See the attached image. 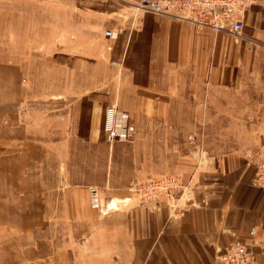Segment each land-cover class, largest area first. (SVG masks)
I'll return each mask as SVG.
<instances>
[{
  "label": "crops",
  "instance_id": "0c3cea01",
  "mask_svg": "<svg viewBox=\"0 0 264 264\" xmlns=\"http://www.w3.org/2000/svg\"><path fill=\"white\" fill-rule=\"evenodd\" d=\"M247 2L238 36L155 11L140 12L113 34L110 55L129 73L123 84L137 130L195 128L183 137L187 153L177 154L173 138L169 159L179 162L175 174L189 183L173 199L139 203L129 193L136 173L121 174L115 165L127 155L128 167L136 164L140 142L101 140L102 94L86 96L77 120L84 142L72 146L70 157L91 162L105 151L110 164L99 205L91 201L98 182L68 177L64 151L49 156L20 123L17 102L0 101V264H219L220 253L235 242L264 264V188L256 184L254 166L264 147V0ZM178 113H190L193 122L175 120ZM196 123L203 127L200 149L190 145ZM163 144L159 139L160 164ZM125 148L133 150L125 154ZM60 216L67 218L64 240H44L47 223ZM12 240L17 244L4 246Z\"/></svg>",
  "mask_w": 264,
  "mask_h": 264
},
{
  "label": "rangeland",
  "instance_id": "374dc122",
  "mask_svg": "<svg viewBox=\"0 0 264 264\" xmlns=\"http://www.w3.org/2000/svg\"><path fill=\"white\" fill-rule=\"evenodd\" d=\"M146 1L0 0V101L17 102L14 111L20 123L25 121L32 138L41 141L49 156L56 157L64 151L62 158H66L65 173H68V177L72 180L80 178L84 183L90 179L93 183L95 180L98 182L95 183L100 188L96 205L101 201V192L107 189L102 186L105 185L106 168L110 164L105 151L101 149L96 152V161L78 158L74 161L70 158L72 146L77 147L84 142L77 136V120L85 111L88 94H102L107 107L115 106L119 113L124 112L126 127L131 128V131L129 136H118L114 143L120 141L130 146L136 145V141L140 142L141 146L138 143L136 147L142 153L136 154V164L129 168L127 155L125 160L116 161L118 165H115V171L121 174L136 173L137 178L131 179L127 188L139 203L160 198L166 201L173 199L176 190L169 197L145 198V183L152 179L178 176L181 187L177 190L181 191V195L189 184L175 174L179 162L172 163L169 158L173 156V138L179 143L177 154L180 156L181 152L187 153L188 146L183 137L195 128L175 129L173 133L166 130L152 131L151 126L143 132L137 130L134 117L127 112L133 105V99L123 84L128 80L129 73L120 70L110 55L114 32L133 22L140 12L147 11L141 7ZM182 105L177 103V108L181 109ZM175 118L186 123L194 119L190 113H178ZM145 122H141L138 127ZM196 125L195 141L190 145L200 149L203 127L199 123ZM159 139L164 140L160 149L161 164L155 161ZM101 140H105L104 135ZM145 147L147 152L143 153ZM130 150L133 149L125 148V154ZM160 165L162 170H159ZM145 171L148 175L141 177ZM58 172L61 173L60 170ZM117 200L118 205L124 203L123 198ZM66 220L63 216L49 220L42 238L61 244L64 240L62 228L67 224ZM56 230L60 233H56ZM15 244L17 242L12 240L4 246Z\"/></svg>",
  "mask_w": 264,
  "mask_h": 264
},
{
  "label": "built area",
  "instance_id": "2783aa9c",
  "mask_svg": "<svg viewBox=\"0 0 264 264\" xmlns=\"http://www.w3.org/2000/svg\"><path fill=\"white\" fill-rule=\"evenodd\" d=\"M142 8L147 11L159 12L187 20L195 25L210 30H228L233 36H238L243 23L240 14L247 6V0H148ZM103 131L109 144L118 136H129L131 128L126 127V118L119 113L115 106L104 109ZM125 121V125H124ZM254 160L256 184L264 188V148L257 150ZM145 198L151 196H166L181 187L180 178L150 180L145 183ZM156 190V191H155ZM154 191V192H152ZM152 192V193H151ZM98 192L92 190L91 201L98 203ZM219 264H259L256 256L248 250L244 242H235L225 249L219 256Z\"/></svg>",
  "mask_w": 264,
  "mask_h": 264
}]
</instances>
